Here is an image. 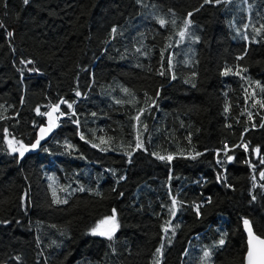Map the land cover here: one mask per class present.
I'll use <instances>...</instances> for the list:
<instances>
[{
  "label": "trees",
  "instance_id": "obj_1",
  "mask_svg": "<svg viewBox=\"0 0 264 264\" xmlns=\"http://www.w3.org/2000/svg\"><path fill=\"white\" fill-rule=\"evenodd\" d=\"M245 220L264 0H0V264H243Z\"/></svg>",
  "mask_w": 264,
  "mask_h": 264
},
{
  "label": "snow or ice",
  "instance_id": "obj_2",
  "mask_svg": "<svg viewBox=\"0 0 264 264\" xmlns=\"http://www.w3.org/2000/svg\"><path fill=\"white\" fill-rule=\"evenodd\" d=\"M25 3H27V0H25ZM189 15H191V13ZM160 23L163 25L165 22L163 20H161ZM8 35L11 36L12 33H8ZM28 63H31V61H29ZM77 95H79V93H77ZM55 107L58 110L59 106L57 105ZM69 107H71V105H69ZM43 131L44 130L42 129V132ZM37 143H39V141H37ZM32 147H36V145H33ZM13 151H15V149H13ZM20 155L23 156V152H21ZM197 155H199V154H197ZM160 159H164V157H160ZM169 159H171V158L169 157ZM229 159H231V157H229ZM111 219L114 221L115 220V216H113ZM101 223H104V222L102 221ZM244 223H245L246 226L249 225V222L247 220H245ZM113 231H114V229H113ZM248 231H249V237H250V240H249L250 247H249V252H248V257H249L248 264H264V247H261L260 249L257 250V249H254L253 246H252L253 240H255L259 245L264 246V239H261L258 236H254V234L252 233L250 227H249ZM92 232H93V234L107 235L109 239L112 238L111 232H105V231H99L98 232L97 229H93ZM219 243L223 244L224 240L221 239L219 241ZM157 252H160V249H157ZM257 253H258V261L254 259V256H257ZM204 255H205V257L209 256V252L206 251L204 253Z\"/></svg>",
  "mask_w": 264,
  "mask_h": 264
},
{
  "label": "rangeland",
  "instance_id": "obj_3",
  "mask_svg": "<svg viewBox=\"0 0 264 264\" xmlns=\"http://www.w3.org/2000/svg\"><path fill=\"white\" fill-rule=\"evenodd\" d=\"M55 122H56V118L53 113V115L50 118L49 126L54 125ZM48 181H49V185H50V189H51L54 201L60 202L61 200H63L64 196L62 194V191L61 190L59 191V189L57 188L55 179L52 176H48ZM102 221L104 223H101ZM116 228H117V223L115 220L113 221L111 218H106V219L101 220L95 227V229H97L98 232L105 231V232H111V234L115 232ZM104 236H107V235H104Z\"/></svg>",
  "mask_w": 264,
  "mask_h": 264
},
{
  "label": "water",
  "instance_id": "obj_4",
  "mask_svg": "<svg viewBox=\"0 0 264 264\" xmlns=\"http://www.w3.org/2000/svg\"><path fill=\"white\" fill-rule=\"evenodd\" d=\"M249 227L251 228V231L254 234V236L260 237L259 235H257L253 231L250 223H249L248 226H246L245 223L243 224V229H244V233L246 235V244H247V250H246V253H245V256H244V263L243 264H248V259H249V257H248V252H249V247H250V245H249L250 237H249V231H248ZM260 238L264 239V237H260ZM252 246H253L254 249H257V250L260 249L261 247H264V246L259 245L255 240H253ZM254 259L258 261V253H257V256H254Z\"/></svg>",
  "mask_w": 264,
  "mask_h": 264
}]
</instances>
